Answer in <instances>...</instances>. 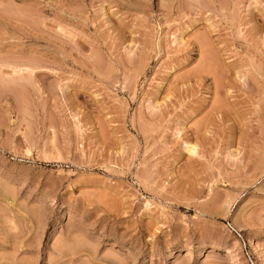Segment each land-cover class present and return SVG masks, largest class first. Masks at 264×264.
Returning <instances> with one entry per match:
<instances>
[{
    "label": "rangeland",
    "instance_id": "1",
    "mask_svg": "<svg viewBox=\"0 0 264 264\" xmlns=\"http://www.w3.org/2000/svg\"><path fill=\"white\" fill-rule=\"evenodd\" d=\"M0 264H264V0H0Z\"/></svg>",
    "mask_w": 264,
    "mask_h": 264
},
{
    "label": "built area",
    "instance_id": "2",
    "mask_svg": "<svg viewBox=\"0 0 264 264\" xmlns=\"http://www.w3.org/2000/svg\"><path fill=\"white\" fill-rule=\"evenodd\" d=\"M230 229L232 231L238 233L240 235V237L242 238L241 233L239 232V230L234 225H230ZM243 244H244V249H245V252H246L247 257L249 258V260L251 262H253V257H252L251 250H250V248L248 246V243L244 239H243Z\"/></svg>",
    "mask_w": 264,
    "mask_h": 264
},
{
    "label": "bare ground",
    "instance_id": "3",
    "mask_svg": "<svg viewBox=\"0 0 264 264\" xmlns=\"http://www.w3.org/2000/svg\"><path fill=\"white\" fill-rule=\"evenodd\" d=\"M194 147H195V146H190V151H191V150L193 151V150H194Z\"/></svg>",
    "mask_w": 264,
    "mask_h": 264
}]
</instances>
